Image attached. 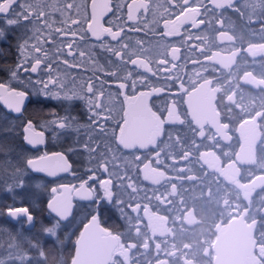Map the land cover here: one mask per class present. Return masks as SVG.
<instances>
[{
    "label": "flooded vegetation",
    "instance_id": "obj_1",
    "mask_svg": "<svg viewBox=\"0 0 264 264\" xmlns=\"http://www.w3.org/2000/svg\"><path fill=\"white\" fill-rule=\"evenodd\" d=\"M34 2L14 0L10 12L0 14L5 38L11 35L7 20L24 21L16 13L21 4ZM45 2L62 3L72 19L75 9L68 5L84 4L91 16V0ZM137 3V19L130 21L128 5ZM111 6L105 26L112 20L114 30L122 27L126 43L148 49L140 55L152 57L157 75L133 65L127 72L132 79L147 77L135 92L164 89L149 98L156 115L137 117L124 134L112 136L119 118L103 120V113L107 133L99 128L94 133L100 134L95 154L104 155L93 158L97 167L106 165V172L98 169L97 179L87 185L94 186L93 198L73 193L66 220L46 208L47 223L28 211L30 227L23 218L3 226L17 238L0 233V264H264V0H111ZM49 19L48 41L64 51L54 61L80 65H64L71 85L73 78L77 84L92 78L99 88L103 80L104 88L118 89L117 107L123 104L118 82L127 83L128 95L135 94L131 80L104 79V70L96 66H104L103 50L90 34L69 56L71 36L55 31L64 27V19L55 12ZM9 42L0 39L1 61ZM161 59L166 67H157ZM48 103L60 116L80 112L94 119L85 101L65 110L56 107L57 101ZM65 154L72 172L49 177L47 198L60 184L78 186L94 168ZM99 179L110 192L105 199Z\"/></svg>",
    "mask_w": 264,
    "mask_h": 264
},
{
    "label": "snow or ice",
    "instance_id": "obj_2",
    "mask_svg": "<svg viewBox=\"0 0 264 264\" xmlns=\"http://www.w3.org/2000/svg\"><path fill=\"white\" fill-rule=\"evenodd\" d=\"M14 0H0V14H7L12 9ZM140 4L137 3L135 6L132 4L128 5V20H136V12L140 9ZM91 16L89 17L84 4H69L68 8L75 9L76 19H72L66 14V11L61 3L59 7L55 4H47L45 0H35L34 3L21 4L22 11L16 13L17 17H23L25 21L31 19L32 28L31 35L23 38L22 43L19 44L21 52V62L17 64L16 70H11V78L9 82H0V104L9 112L15 114H21L22 108L26 98L29 95L27 89L31 88L37 95L42 96L44 99H52L58 101L71 102L76 99L84 100L86 102L88 111L90 113V119L92 123L90 125H80L77 123L76 118L65 115L60 116L53 112L52 115L55 117L53 120L45 121L48 127L56 125L61 130H75L79 133L80 128H84L89 139L86 140L82 149L89 154V158H93L94 154L98 152V148L92 146L93 143V132L95 126L99 123L100 133L106 134L107 127L101 122L102 114L103 120H117L119 118L117 127L118 131L114 127L111 135L115 136L118 133L124 134L127 129L133 124L137 117H143L144 119H150L156 115L149 98L154 94H159L164 91L162 87H150V90L135 92L137 83L146 84L147 77L143 75H137L135 79H132L133 73L129 72L123 77V81L131 80V87L135 94L128 95L124 90L128 87L126 82H118V88L120 90L119 95L123 96V104L117 107L116 94L108 93L106 99L102 100L101 97L105 95L104 84L105 81H100V86L93 82L92 78L85 81L83 78L79 80L77 84L75 78L72 80V87H69V76L70 73L65 69L63 71L53 67V57L50 55L48 49L44 47L47 40L52 38V21L49 19L51 12L59 11L64 17L62 23L64 27L57 28L55 31L61 36H71V40L67 43L68 55H72V51L78 46L77 41L84 42L87 40L88 35L99 42V47L102 50H106L120 61V65L116 67H122L125 62L130 63L137 68L143 69L146 73L157 75L152 68V57L147 55H140V52L147 53L148 49L137 50L130 47L129 43H124L125 37L122 36V27L119 25L116 30L111 26L112 20L108 21L110 26L106 27L103 23L104 18L113 11L111 6V0H91ZM123 7V3L117 4V11ZM18 19H8V25H16ZM70 22V23H69ZM86 25V27H85ZM43 28L48 29L47 32L41 30ZM4 35V31L0 29V37ZM105 37H110L112 41H116L115 45L109 44ZM119 38V39H118ZM31 41V43H30ZM53 44L56 42L53 40ZM57 57L62 54L61 48H56ZM80 56L83 58L85 52L81 51ZM135 57V58H134ZM30 63V68L28 67ZM57 64L60 61L57 59ZM47 65L45 69L43 66ZM63 65L68 67H79V64L70 62L65 59L62 61ZM111 65L112 62L109 61ZM167 61L161 59L158 61L157 67H166ZM96 66L103 71L104 66ZM22 70V72H21ZM32 74H36L37 78L32 79ZM107 75L112 77L118 76V71L108 72ZM11 81H16L17 85L21 87L13 86ZM24 136L23 139L33 147H38L45 143V132L37 131L32 121H28L23 128ZM98 143V142H97ZM106 148L110 150V146L106 144ZM69 152L75 151L73 148L68 149ZM104 152H100L98 156H103ZM96 156L95 158L97 159ZM30 165L36 166L37 171L45 172L50 177H57L61 173L72 172V166L69 162L67 155L64 152H45L43 155L29 159ZM106 172V165H100L92 168L91 175L87 179H81L78 186L71 184H60L58 187L51 189L52 193L61 192L60 196L55 197L54 201L49 202V208L56 212L62 219H69L70 214L73 211V193L75 196L80 197L83 200H91L94 196V186L88 187L90 181L97 179V170ZM105 180L99 179V186L104 190V199L110 196V192L104 188ZM54 205H56L54 207ZM11 211V210H9ZM26 211V209H22ZM98 216L94 215L93 220L97 219ZM87 227V225L85 226Z\"/></svg>",
    "mask_w": 264,
    "mask_h": 264
},
{
    "label": "trees",
    "instance_id": "obj_3",
    "mask_svg": "<svg viewBox=\"0 0 264 264\" xmlns=\"http://www.w3.org/2000/svg\"><path fill=\"white\" fill-rule=\"evenodd\" d=\"M2 46H0V50ZM5 58L0 60V82H3L6 73L10 70L14 52L8 44L4 47ZM29 97L27 104L22 108V113L12 115L0 106V233L6 238L15 239L12 231L3 230V226L10 224L4 216L7 207L23 206L40 217L43 223L48 221L44 218L46 213L45 201L48 197L50 180L41 174L30 172L25 161L29 157L41 152L61 151L65 153L67 143H49L45 135V143L42 146L31 148L26 145L22 138V128L28 121H32L34 128H38V117L45 111V107L52 108L51 103L41 99L33 101ZM72 146V145H71ZM36 181H42L36 184ZM49 219V218H48ZM17 238V237H16Z\"/></svg>",
    "mask_w": 264,
    "mask_h": 264
},
{
    "label": "rangeland",
    "instance_id": "obj_4",
    "mask_svg": "<svg viewBox=\"0 0 264 264\" xmlns=\"http://www.w3.org/2000/svg\"><path fill=\"white\" fill-rule=\"evenodd\" d=\"M54 12L58 13L64 19V17L61 15V13L59 11H54ZM5 24L8 28V31L11 33V35L8 36L7 38L2 36V37H0V39L9 40L10 41L9 43L12 47V51L14 52V59L12 60L11 68L6 73V76L3 80V82L7 83V82H9V80L11 78V70H16L17 64H19L21 62V52H20L19 44L22 43L24 37L31 35L32 22H31V19H29L28 21H25V20L19 21L16 25H8L7 22ZM0 29L4 30V27L1 26ZM12 29H15V30L12 31ZM41 30L44 31L42 29V26H41ZM15 32H17V33H15ZM30 43H31V41H30ZM124 43H126V42L124 41ZM14 44H17V46L15 48H14ZM115 44L116 43H112V45H115ZM44 47L49 50L50 55H52V57H53V67L58 68L61 71L65 70V67L62 63L57 64L56 61H54L56 56H57L56 48H58V47L57 46L55 47V44H53L52 41H48V40L45 42ZM59 48L62 49L61 46ZM63 52L64 51L62 49V54H60L58 56L59 58H63V56H64ZM103 54H104V79H106L108 77H112V76L107 75V73L111 72V71H118L119 78L123 79V77L128 74L127 71L130 68L131 64H129L128 62H125L122 67H116V66L120 65V61H118L115 56L108 53L106 50H103ZM109 61L112 62L111 65L109 64ZM28 67L30 68V63L28 65ZM43 67L46 69L47 65L45 64ZM137 71L139 72L138 69H137ZM137 71H136V73H138ZM21 72H22V70H21ZM36 78H37V75L32 74V79L35 80ZM114 78L115 77H113V81H115ZM11 83L13 84V86H16L18 88L21 87V86L17 85L16 81H11ZM69 87L70 88L72 87V85L70 83H69ZM27 91L29 92V95L34 98L33 101L40 102L41 99H44L42 96L37 95L35 92H33L31 88L27 89ZM109 91L111 93L117 94L118 89L117 88H112V89L104 88L105 95L103 97H101L102 100H104L107 97ZM49 100L57 101L56 107L62 108L63 110L69 109L74 101H79V102L84 101V100H80V99H76V100H73L71 102L58 101V100H52V99H49ZM45 101L48 102V99L47 100L45 99ZM74 108H76L78 111L80 110V107H78V106H75ZM53 112H57V111H54L52 108L45 107V111L43 113H41V115L38 117V120L36 121L40 130L45 132V135L47 136L49 143L65 142V144L67 143V145H73V149H75V151L69 152L68 146H66L67 149L65 150V152L72 159L75 158L78 160L86 161L87 164L90 161L93 164V166L96 167L97 164L95 162V159L94 158L90 159L89 154L82 149L83 143L89 139L84 128H80L79 133H77V131H75L74 129L73 130L58 129L56 127V125H52L51 127H48L45 124V121H50V120H53L55 118L52 115ZM72 117H75L77 123L80 125H90L92 123L91 120L86 119L83 116V114H80V112L76 113ZM98 123H100V122H98ZM98 123L95 126L94 132H96L99 128ZM94 132H93L92 146L94 148H96L97 142H99V140H100V134H95ZM94 156L96 157L97 154H94ZM41 183H42V181H36V184H41Z\"/></svg>",
    "mask_w": 264,
    "mask_h": 264
},
{
    "label": "water",
    "instance_id": "obj_5",
    "mask_svg": "<svg viewBox=\"0 0 264 264\" xmlns=\"http://www.w3.org/2000/svg\"><path fill=\"white\" fill-rule=\"evenodd\" d=\"M28 99H29V98L27 97L26 100H25V103H24L23 107L27 104ZM0 106H1V108L4 109L6 112H9V111H7V110L5 109V107H4L2 104H0ZM10 113L13 114V115H18V114L12 113V112H10ZM24 127H25V126H24ZM24 127H23V128H24ZM23 128H22V138H23V136H24ZM37 131H40V130H37ZM23 141H24V143H25L26 145L30 146V145H29L24 139H23ZM39 146H40V145H39ZM30 147H31V148H35V147H33V146H30ZM55 152H60V151H55ZM47 153L50 154V153H52V152H47ZM43 154H44V153L28 158V159L25 161V166H26L31 172H33V173H38V174H42V175H44V176H46V177H50V176H48L45 172L37 171V170H36V166H34V165H30V164L28 163L29 159H35V158H37V157H39V156H41V155H43ZM60 195H61V192L56 193V194H53V195H52V196L46 201V207H47V209H49L53 214H56L57 216H58V214H57L56 212L52 211V209L49 208V202H50V201H54V200H55V197L60 196ZM55 206H56V205H54V207H55ZM22 209H24V208H23V207L9 208V209H7V211L5 212V216H6L7 218L11 219L12 221L16 220L19 216H22V217L26 218L25 227H30V226L32 225V222H33V221H32V217H31L30 214H28L26 211H22ZM9 210H11V211H9ZM61 219H62V218H61Z\"/></svg>",
    "mask_w": 264,
    "mask_h": 264
}]
</instances>
